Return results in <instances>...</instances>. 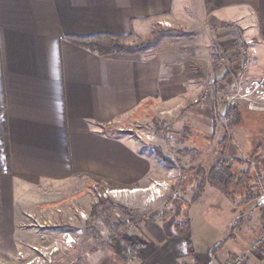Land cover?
<instances>
[{
  "label": "crops",
  "instance_id": "1",
  "mask_svg": "<svg viewBox=\"0 0 264 264\" xmlns=\"http://www.w3.org/2000/svg\"><path fill=\"white\" fill-rule=\"evenodd\" d=\"M189 4L186 0H0V108L10 152L6 168L0 171L4 255L0 264L17 261V253L26 250L17 240L20 221L25 207L44 197L39 192L96 182L143 189L166 180L168 167L154 149L135 145L109 126L119 120L145 121L146 115L154 113L174 122L168 112L175 107L188 111L181 112L178 121L194 118L201 106L190 113L193 97L186 92L194 82L199 84L194 88L201 89L202 81L187 76L188 67L180 61L165 62L159 54L98 56L69 39L109 35L145 42L164 23L175 25L179 12L188 11ZM223 9L227 15L226 30L218 34L221 42L238 41L234 26L238 25L244 37L264 43V0H230ZM222 26L220 22L217 33ZM194 57L188 55L190 60ZM162 106L168 115L160 112ZM234 146L229 142L224 147L225 160L237 158ZM162 148L164 158L182 160L167 156V146ZM184 149L193 148L179 151ZM212 154L211 163L219 157L217 151ZM231 165L237 171L246 169L244 164ZM186 201L177 205V209L181 206L177 221L188 215L189 240L197 256L200 251L210 255L213 246L201 250L192 240L191 209L211 203L218 213L225 215L228 210L227 220L217 222L221 233L226 230L223 246L206 264H224L233 254L244 255L245 264H264V246L258 253L250 250L264 231V216L253 209L254 201L249 207H236L209 187L187 208ZM238 215L246 217L235 222L230 234L229 225ZM178 237L173 243L183 240Z\"/></svg>",
  "mask_w": 264,
  "mask_h": 264
},
{
  "label": "rangeland",
  "instance_id": "2",
  "mask_svg": "<svg viewBox=\"0 0 264 264\" xmlns=\"http://www.w3.org/2000/svg\"><path fill=\"white\" fill-rule=\"evenodd\" d=\"M186 1L190 3V9L179 12L180 19L176 21L175 25L173 23L163 25L145 42L136 43L125 39L123 43L132 49L128 55L134 56V54L144 51L145 54H159L165 62L167 60L171 63L180 61L188 67L187 73L189 74L187 76L193 80L202 81L201 89L194 88L199 85L195 82L191 88L187 89V95L193 97L190 113L193 112L192 109L194 108L199 109V106H201L200 110L195 112L194 118L178 121L183 116H181L183 114L181 112L188 111L186 108L175 107L173 111L168 112L171 117L176 119L174 122H166L164 119H168V117H161L154 113V116L146 115L147 121H143L144 118L131 122L119 120L109 126V129L116 133L120 129H132L134 131L141 128L148 134L152 133L156 136L154 141L139 144H136L128 134H122L127 136L135 145L141 144L146 149H156L159 153L162 152L163 146H167V156L171 155L175 160L176 156L182 157L178 154L179 149H199L202 152L199 159L185 160L184 158L187 157H183L181 161H174L179 165L167 168L175 178L177 173H181L187 177V180L180 181L179 178H176L174 183H170L171 186L155 193L154 201L150 196L151 192H148L147 189H151L152 184L156 181L145 188L143 187V189L113 188L96 182L85 187L59 188L55 186L53 189L39 192L44 197L40 202L36 204L33 202L26 206L25 215L20 221L21 229L18 232L21 239L17 240L22 243L21 246L26 245L25 253H17L15 258L18 257V260H11L7 264H113V257L119 260V264H167L171 259L176 262L184 261L185 264H195L191 258L185 255L186 239L184 242L180 240V242L173 243L179 237L177 231L176 235L173 233L172 228L181 221V219L177 221V213L181 209L179 206L177 209V205L185 198L187 202H190L192 198V194H185L186 190L193 185L191 180L189 181V175L184 172L198 164H203L206 167L213 164L211 163L214 160L212 151L216 152L220 142L226 139L228 143L232 142L237 147L234 146L237 158L226 160L228 165L244 164L251 172L256 173L257 165L260 162L259 155L264 154V101L252 100L250 101L251 106H249L242 98H237L234 101L236 104L232 105L228 102L227 97L233 92L240 93L242 89L245 90L252 83L264 81V43L252 39L255 47L251 49L242 48L244 46L242 43V46L238 45V48L239 46L242 48L240 51L237 50L236 38L222 42L219 40V36L224 33V29L226 30V23L223 18L227 14L223 7L230 0ZM219 21L223 24L221 33H217V29H220ZM234 26L240 38L238 41L245 42L247 38L242 35L243 31L238 25ZM215 46L217 48L219 46L223 54L220 55L217 64V67L221 68L220 73L213 71V66L216 65L212 59L213 47ZM189 54L195 57L190 60ZM246 60H252V62H248L246 70L242 71L239 66L242 61L246 62ZM191 67L193 68L189 71ZM235 105L250 109L242 110L240 124L232 127L224 120V114L226 108ZM160 112L168 115L163 106ZM187 116L185 113V117ZM2 119V111L0 110V122ZM164 124L169 125V130L163 129ZM196 128L201 131L197 132ZM166 137L174 140V147L168 146ZM231 146L233 145L231 144ZM255 153L257 154L254 155ZM161 155L165 157L164 154ZM253 159L257 162L255 169L248 162V160ZM6 163L4 156L0 155V171L4 167L6 168ZM256 183L255 180L251 187L254 193L252 201L255 205L259 196V187ZM111 191L120 192L111 193ZM173 194L180 195V197L173 199ZM213 200H215L214 197ZM251 203H248V207ZM99 204L103 206H100L98 211L109 209V215L113 213V216L111 214L112 224L121 222L129 224L126 226L127 232L122 234L123 239L136 246L140 245V253H142L140 258L131 257L129 249L123 245L120 237L113 236L109 227L103 223L102 217L94 214V208ZM184 204L187 208L186 202ZM210 204L196 205L190 211L193 219L191 237L201 250L220 243L226 231L223 230L221 233L217 222L222 219L227 220L228 210L223 212L226 213L224 215L209 206ZM258 209L264 216L261 207L255 210ZM165 215L167 220L164 222L162 216ZM138 220L143 221L140 226L131 224ZM183 223L182 221L180 224ZM2 237L0 236V238ZM68 237L74 239L75 243L65 244ZM108 241H111V244H107ZM1 252L0 250V259H3L4 255H1ZM198 259L200 263L206 264L208 261L210 262V255L207 251H200Z\"/></svg>",
  "mask_w": 264,
  "mask_h": 264
},
{
  "label": "trees",
  "instance_id": "3",
  "mask_svg": "<svg viewBox=\"0 0 264 264\" xmlns=\"http://www.w3.org/2000/svg\"><path fill=\"white\" fill-rule=\"evenodd\" d=\"M240 40V38H239ZM125 41L124 37L118 36H109V35H99L90 38H70L69 42L72 44L84 48L92 53L97 54L98 56H110V55H125L132 52V49L127 47L123 42ZM214 54L212 55V59L216 65L213 66V71L218 73L220 71V67H217L219 62L220 55L222 54L221 48L215 46L213 47ZM135 52V51H134ZM225 77H227L225 75ZM248 107H240L238 105L231 106L226 108V113L224 114V120L227 122L229 126H238L241 121V111H247ZM2 111V109H0ZM252 111V110H250ZM3 117V116H2ZM228 141L224 139L220 142L219 149L217 150L218 158L210 167H206L203 164H198L195 167H190L184 173L189 175V181L192 182V187L189 189V193L192 194V198L190 202L186 201L187 206L189 207L190 203H195L201 194L203 193L206 187L212 188L219 192L224 198H226L231 204L236 207H241L247 205L249 202H253L254 193L253 189L251 188L254 184L255 180L259 179L264 184V154H260V162L257 165L256 173L251 172L250 169L246 167L245 170L237 171L235 170L232 165H228L227 161L223 158V149L226 146ZM156 156L163 162V164L167 167H173V165H177V162L172 160H168L164 158L158 150H154ZM180 152V153H179ZM178 154L182 157L191 158L193 160H197L202 156V152L199 149H191V150H181ZM9 141L7 137V129L5 120L2 119L0 122V155L4 156V161L9 160ZM255 153L254 155H256ZM237 163V162H236ZM187 180V177H186ZM100 206L99 204L96 208H94V214L98 217H102L103 223L106 224L110 232H112L113 236L120 237L122 243L125 247L129 250V254L133 258H140L142 253H140V245L136 246L131 242L126 241L123 239V232L126 231V226H129L128 223H111V214L109 215V209H101L97 210ZM181 207V206H180ZM179 207V208H180ZM97 210V211H96ZM255 210V209H254ZM246 215H238V217L233 220L229 225V232L232 233L233 229L235 228V222L241 221L245 218ZM167 216H162L164 222L167 220ZM182 221L184 222L183 224ZM143 221H136L131 224L135 226H140ZM177 225L173 227L175 230V234L177 231V235L183 238L181 242H184L186 239V250L185 255L193 260L195 264H200V260L198 256L195 254V251L192 247V243L189 240L190 235V222L188 219V215L186 214L185 217L182 218L181 222H177ZM118 234V235H116ZM188 237V239H187ZM107 244H111V241H108ZM171 246V245H170ZM223 243H217L211 248L210 255L211 257H215L216 253L222 248ZM111 247V246H110ZM143 248V247H142ZM113 264H119V260L113 257ZM163 264V263H161ZM167 264H185L184 261L176 262L175 260H170Z\"/></svg>",
  "mask_w": 264,
  "mask_h": 264
},
{
  "label": "built area",
  "instance_id": "4",
  "mask_svg": "<svg viewBox=\"0 0 264 264\" xmlns=\"http://www.w3.org/2000/svg\"><path fill=\"white\" fill-rule=\"evenodd\" d=\"M163 25H167V23H164ZM244 43V46H242L241 44ZM236 45H237V50H242V48H247V49H251V48H254L255 45H254V42L252 39H246L245 42H239L237 41L236 42ZM238 45H241L242 48H240L241 46H239L238 48ZM255 52V51H254ZM248 62H252V60H246L245 61H242L239 68L244 71L246 70V67H247V64ZM239 99V98H242L245 102H247L249 104V106H251L250 104V101L252 100H255V101H264V81L261 82V83H252V85L250 87H247L245 90H241L240 93H231L228 97H227V100L230 104L234 105L236 103H234V101L236 99ZM249 108V107H248ZM250 109V108H249ZM164 130H169V125L167 124H164V127H163ZM120 133H126L128 134V136L133 139V141L136 143V144H139V143H150L152 141H154L155 139V135L152 134V133H149L148 132H145L143 131L141 128H138L136 130H127V129H120L119 130ZM166 141L169 143V147H174V140L173 139H170V137H166ZM249 163H251L252 166H254V169L256 167V160H248ZM176 178L180 181H185L186 180V177L184 175H182L181 173H177V176ZM175 176H173V173L172 172H169L168 175H167V179L165 181H162L160 183H153L152 186H151V189H147L148 192H151V198H155L154 195L155 193L159 192L160 190H164L163 188L165 187H169L171 186L170 183H174V181L176 180ZM256 185L259 187V190H258V201L262 198H264V184L259 180L257 179L256 181ZM145 191V190H144ZM119 193L120 191H111V193ZM157 196V195H156ZM162 196V195H161ZM177 197H180L177 196V194H173V199L177 198ZM154 201V199H153ZM172 206V209H173V205L171 204ZM171 209V210H172ZM261 209L263 210L264 212V203L262 204L261 206ZM75 241L74 239H72L71 237H68L66 240H65V244L67 245H70V244H74ZM263 246H264V231L262 232V234L258 237V239L251 245L250 247V250L252 252H255V253H258L261 251V249H263ZM246 263V258L244 255H239V254H233V255H230L227 260L224 262V264H245Z\"/></svg>",
  "mask_w": 264,
  "mask_h": 264
},
{
  "label": "water",
  "instance_id": "5",
  "mask_svg": "<svg viewBox=\"0 0 264 264\" xmlns=\"http://www.w3.org/2000/svg\"><path fill=\"white\" fill-rule=\"evenodd\" d=\"M263 203H264V198L260 199V200L257 202V204H256V206H255V209L261 207Z\"/></svg>",
  "mask_w": 264,
  "mask_h": 264
}]
</instances>
